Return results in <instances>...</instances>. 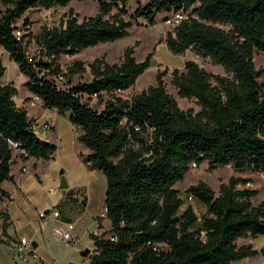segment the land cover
I'll return each instance as SVG.
<instances>
[{
	"label": "trees",
	"instance_id": "obj_1",
	"mask_svg": "<svg viewBox=\"0 0 264 264\" xmlns=\"http://www.w3.org/2000/svg\"><path fill=\"white\" fill-rule=\"evenodd\" d=\"M72 1L0 0V47L42 107L81 130L77 141L87 154L79 157L89 171L105 178L103 209L110 229L89 235L93 250L87 264H231L264 257V249L237 245L239 239L264 236V201L252 204L258 190L246 188L250 178L230 177L216 193L203 182L189 186L185 193L205 209L200 217L191 206L182 209L174 188L193 163H206L212 171L230 166L236 173L264 175L263 71L253 64L255 51L264 55V0H146L130 15L129 0H93L97 13L81 21L69 10L58 25L34 36L26 17L17 26L26 12L64 8ZM176 13L185 19L165 33L161 42L167 50L172 55L190 51L224 71V76L214 75L189 60L183 72L172 71L177 95L193 100L197 112L180 110L166 92L167 69L157 71L155 85L139 94L129 99L116 95L151 66L154 49L141 62L134 58L139 41L125 48L118 64L101 57L63 70L59 63L62 56L128 37L139 19L153 26L158 17ZM31 42L36 57L27 54ZM4 72L0 60V81ZM80 73H88L89 80L73 84ZM60 76L66 79L64 87L55 82ZM16 95V88L0 82V201L10 198L2 184L13 181L16 156L22 161L54 159L50 143L35 134L33 120L16 106ZM84 97H95L101 109ZM79 191L68 190L65 200ZM0 220L2 236L9 238L8 215L0 213ZM101 222L97 217L98 230Z\"/></svg>",
	"mask_w": 264,
	"mask_h": 264
},
{
	"label": "rangeland",
	"instance_id": "obj_2",
	"mask_svg": "<svg viewBox=\"0 0 264 264\" xmlns=\"http://www.w3.org/2000/svg\"><path fill=\"white\" fill-rule=\"evenodd\" d=\"M145 2L146 0H129L127 3L128 14L130 15L133 12L137 4H143ZM69 10H72L77 16V19L81 21L83 18L94 16L97 13V6L93 0L83 2L74 0L64 8H36L26 12L17 22V26L20 28L23 18L26 17L30 22V35L34 36L37 35L44 27L58 25L60 21H62L67 15ZM129 15L125 16L124 18L126 20L129 19ZM163 20L164 19L162 15L161 17L157 18L155 25L148 26L143 20L139 19L137 21L138 24L131 28L130 35L128 37L120 39L114 43L99 44L96 47L82 50L73 57L62 56L59 60V63L63 70L73 63H82L87 65L94 59L101 57H104L105 61L110 65L118 64L122 59L125 48L132 46L136 41H139L140 45L135 49L134 58L137 62H141L154 49V54L151 59V66L146 72L138 77L135 84L130 89L124 92H117L116 95L124 99H129L132 96L139 94L148 87L155 85V75L157 71H163L167 69V73L163 78L166 92L175 99L180 110L186 111L188 109H192L194 112H197L199 108L195 105L193 100L182 99L177 95L176 89L171 84L172 71L177 69L178 71L183 72V65L188 60L195 62L199 67L214 75L224 76V71L220 66L212 64L209 59H201L190 51H186L182 55H172L164 44H160L162 38L165 37V33L172 30L170 27H167L163 24ZM27 54L29 57H36L38 55V49L34 43L31 42L27 45ZM0 60L2 61V64L5 68L4 76L2 77L1 81L3 84H11L14 88H16L17 95L15 98L18 101L20 97H23L26 95V93H29L24 87L26 78L19 73L16 64L9 59L8 54L1 47ZM253 64L255 69L263 71L260 82H264V55L255 51L253 53ZM89 78L90 77L88 73H80L73 76L71 82L73 84L77 82H85L88 81ZM65 81L66 79H55V82L60 87H64L66 85ZM103 98H106V96L103 95ZM84 100H86L90 106L97 108L98 110L101 109V106L96 105L95 97L90 99H86V97H84ZM46 111L49 110L43 109L39 102L35 103L33 106H29L28 108L30 117L35 116L38 126H41L46 121L45 118L48 116V112ZM68 123L66 120L59 118L55 124V128L48 131L46 134L41 133V129H35L37 127L36 125L33 127L36 132H40L41 137L43 138H51L52 135L57 136V142H52L51 144L55 145L56 147L58 146V149H55L54 151L53 160H42L38 163L36 167L37 170L35 172L33 171L34 168L32 167L24 173L25 177L28 176V178L25 180V187H27L30 195L33 197L31 201L33 203L28 206L29 209L27 206H24L22 201H19L18 199L15 200L11 207L17 209L18 215L20 217H22L23 210H25L23 215L27 217H24V220L26 222L32 220L33 225H35L36 219L35 210L39 212L46 210L45 208L49 210L56 208L61 214L71 217L72 220L81 217L78 224L79 226H83V229L88 227L92 221H94L92 216H101V214L104 212V176L100 172H96L99 176L93 178L95 181H93V183H91L92 185L90 186V180L92 182V179L87 176L85 170L79 166L73 156H66V154H68L72 148V134L69 130ZM60 140L61 142H59ZM81 147L82 149H85L83 146ZM13 154L15 155L14 152ZM11 170L15 175H17V173L20 174L18 163L12 164ZM62 172L63 174L61 175ZM237 176L253 177V184L249 189L258 190V195L252 199V204L254 206L264 201V175H256L247 171L244 173H236L230 166L219 167L212 171L208 169L206 163H203L197 167L196 170L190 169L185 175L184 180L177 183L174 188L179 191V195L183 201V204H191L197 217H200L201 206L199 205V202L195 201L194 199H192V201H188V195L185 193V190L191 185H195L198 182H203L216 193L220 183L226 182L230 177ZM61 179H64L68 186V181L70 182L71 186H85L88 203L87 209L83 215H81L82 212L75 206H71V208H66L63 206L56 207L59 203L57 202L58 198L60 196L66 195V192H64L65 190L59 189ZM8 185L9 183L6 182L4 187H8ZM82 192L84 193V190H82ZM83 193L79 191L77 193V197L83 198ZM106 221L108 220L105 219V222ZM28 229L29 228L25 230L27 237L29 236ZM67 246L73 245L68 244ZM29 262L25 264H30ZM17 264L20 263L17 261Z\"/></svg>",
	"mask_w": 264,
	"mask_h": 264
},
{
	"label": "crops",
	"instance_id": "obj_3",
	"mask_svg": "<svg viewBox=\"0 0 264 264\" xmlns=\"http://www.w3.org/2000/svg\"><path fill=\"white\" fill-rule=\"evenodd\" d=\"M160 44H164V43L160 42ZM0 82L2 83V81ZM33 97L34 96H32V94L26 93V95L20 97L18 101L14 97V102L18 108H23L27 112V116L33 120V127L34 125H36L37 127L35 129H39L40 126L37 125L35 116L30 117L28 113V108L30 106V102L33 99ZM39 104L42 107L40 101ZM46 112H48V116L45 118V120L52 123L53 129L55 128V124L59 118H62L67 121V118L65 116L58 115L54 110H49ZM68 126L72 134V139H71L72 148L70 152L66 154V156H73V158L76 160L79 166L85 170L87 176L90 179H92V182L90 180V186H91L92 185L91 183L95 181V179L93 180V178H96L99 175L98 173H96L97 171H89L87 167L82 163L79 157L80 153L83 155L87 154V150L82 149L81 147L82 145L77 141V137L81 134V130L79 128L70 125L69 123ZM34 132L41 140H44L50 144L52 142H57L56 141L57 136L52 135L51 138H43L41 137L40 132L38 133L36 132V130H34ZM59 142H61V140ZM56 149H58V146L56 147ZM40 161L42 160H35L33 158H30L27 161H22L18 156H16L14 158V163L16 164L18 163L20 174L17 173V175H15L11 170L13 181L8 182L9 183L8 187H4V184L6 182L2 184V189L9 194L10 198L9 200L4 199L0 201V213H6L9 217V226L6 230V233L9 238H4L2 236V229H1L2 221L0 220V239L6 241V244H0V264H17L15 253L19 248V239L21 238L30 241L33 245L34 254L36 255L37 258L35 260H30L29 262L30 264H87L88 255L86 257H83L81 253L82 251L87 249L89 250V254H90L93 250V242L89 238V235L90 234L100 235L103 232L109 231L110 229V222L109 221L105 222V218L102 217V214H104V212L101 214V216L98 215L92 216V219L94 221H92V223L88 227H85V229H83V226L81 225L79 226L78 224L81 217L72 220L71 217L64 216L56 208L55 209L53 208L52 210L45 208L46 210L39 212L35 210V218H36L35 225H33L32 220L27 222L24 220V217H27L23 215L25 213V210H23L22 217H20L18 215L17 209L11 208L12 204H14L16 199L22 201L24 206L27 207L33 203L31 202L33 197L30 195V192L27 189V187H25L26 185L25 180L28 178V176L25 177L24 173L27 172V170L31 169L32 167L34 168L33 171L35 172L37 170L36 167ZM245 178L251 179V182L246 186V188L249 189L253 184L252 181L253 177L247 176ZM68 183L69 186L67 190H65L64 192H67L68 190L75 191L77 189H81L80 191L81 193H83L82 190H84L83 198H85V204L84 206L80 205L82 198H79L76 195L73 197L71 201L65 200V195H63L58 198L57 202L59 203L56 207L63 206L66 208H71V206H75L78 210L82 212L81 215H83L87 209V203H88L85 186L84 185L71 186L69 181ZM199 205L201 206L200 212L201 214H203L205 209L201 204ZM187 206L192 207L191 204L188 205L183 204L182 209L186 208ZM192 209L195 212L193 207ZM55 211H57L60 214V217L59 218L48 217V219L44 222L43 230H41L37 217L38 213L40 212L52 213ZM97 217H102V222H101L102 229L100 230L97 229V223L95 221ZM67 222L74 223V230L72 232L73 241L72 243H70L73 246H67L62 243H57L54 241L53 238V232L55 230L64 231L65 223ZM27 228H29L28 237L26 236V232H25ZM237 245L238 246L251 245L256 250L264 249V236L259 235L253 238L239 239L237 241ZM231 264H264V257L261 254H258L253 257H248L242 260L234 261Z\"/></svg>",
	"mask_w": 264,
	"mask_h": 264
},
{
	"label": "built area",
	"instance_id": "obj_4",
	"mask_svg": "<svg viewBox=\"0 0 264 264\" xmlns=\"http://www.w3.org/2000/svg\"><path fill=\"white\" fill-rule=\"evenodd\" d=\"M185 19V16L181 13H176L172 16H169L166 18L163 22V24L167 27H170L171 29L175 28L178 26L183 20ZM60 80H62V77H59ZM39 99L37 97H33V99L30 102V106H33L35 103H38ZM42 130V133H47L48 131L53 129V125L49 121H45L40 128ZM191 169L196 170L197 166L196 164H191ZM193 197L190 195L187 197L188 201H192ZM38 221H39V226L40 229L43 230L44 222L48 219V217L52 218H59L60 214L55 211L52 213H45V212H40L37 215ZM102 217H104V214H102ZM74 230V223L72 222H67L65 223V230L60 231V230H55L53 232V238L54 241L57 243H62L65 245H68L72 243L73 241V236L72 232ZM15 258L18 262H22V264L28 263L30 260H35L37 257L34 254L33 250V245L30 241L21 238L19 239V248L17 252L15 253Z\"/></svg>",
	"mask_w": 264,
	"mask_h": 264
},
{
	"label": "water",
	"instance_id": "obj_5",
	"mask_svg": "<svg viewBox=\"0 0 264 264\" xmlns=\"http://www.w3.org/2000/svg\"><path fill=\"white\" fill-rule=\"evenodd\" d=\"M50 146H51V148H52L53 150L56 149V146H55V145L50 144ZM67 188H68V185H67L66 181H65L64 179H61V180H60L59 189H60V190H67ZM88 254H89V250H85V251H83V252L81 253V255H82L83 257H86Z\"/></svg>",
	"mask_w": 264,
	"mask_h": 264
}]
</instances>
